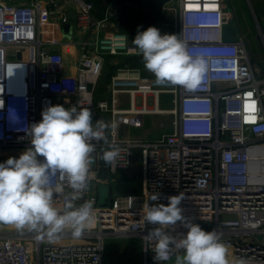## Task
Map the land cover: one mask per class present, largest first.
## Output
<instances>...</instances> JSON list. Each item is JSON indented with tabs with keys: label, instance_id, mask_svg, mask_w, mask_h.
I'll return each instance as SVG.
<instances>
[{
	"label": "built area",
	"instance_id": "obj_1",
	"mask_svg": "<svg viewBox=\"0 0 264 264\" xmlns=\"http://www.w3.org/2000/svg\"><path fill=\"white\" fill-rule=\"evenodd\" d=\"M60 1L0 2V163L19 158L31 147L30 126L41 121L49 106L88 108L93 124L96 114L110 112V125L115 126L106 131L107 143L92 141L90 187L74 201L77 207L93 202V219L82 236L75 238L65 230L50 241L42 233L0 222V264H102L107 237H138L141 264H157L155 241L145 237L154 226L143 219L144 206L167 205L169 196L179 194L187 221L201 223L206 231L215 229L227 246L230 264H264V71L254 65L245 40L229 35L232 15L223 1L174 4L171 0L164 5L163 11L173 14L176 35L189 54L206 61V72L192 92L134 76L135 88L123 90L130 97L128 110L115 107L120 89L112 90L110 101L96 99L106 57L138 53L126 32L100 34L108 22L121 23L124 5L112 1L98 18L90 1L69 0L76 8L74 23L81 34L70 43L76 47V57L66 59L59 48L65 42L42 38L44 14L55 26L68 22ZM125 5L139 9L136 4ZM69 65L74 73L66 72ZM131 71L135 70L120 68L112 85L120 84L121 74ZM138 93L155 98L160 93L171 95L174 118L169 132L152 140L119 137L115 116L121 111L134 113L132 98ZM141 108L145 110V104ZM109 145L117 146L120 156L107 165L102 180L97 177L99 155L111 150ZM134 161L139 165V192L117 190L120 170ZM99 183L110 185V205L105 208L98 206ZM71 191L65 188V193ZM157 193L159 199L151 201ZM64 204L62 195L54 197L55 207L63 209ZM166 230L177 239L186 232L179 222ZM182 254L174 251L173 256Z\"/></svg>",
	"mask_w": 264,
	"mask_h": 264
},
{
	"label": "clouds",
	"instance_id": "obj_2",
	"mask_svg": "<svg viewBox=\"0 0 264 264\" xmlns=\"http://www.w3.org/2000/svg\"><path fill=\"white\" fill-rule=\"evenodd\" d=\"M142 55L144 67L155 77L158 86L171 84L192 92L201 84L206 72V61L193 57L186 43L175 34H161L154 26L138 31L132 40ZM42 119L30 126L31 147L19 155L0 163V222L27 228L45 235L50 241L70 230L75 238L82 236L91 224L93 202L85 201L79 207L74 201L90 187V166L94 162L93 140L107 143L106 131L110 125L103 119L93 124L88 108L73 105L65 108L54 105L45 108ZM100 160L107 165L115 163L120 150L109 145ZM68 187L72 191L65 193ZM62 195L63 209L54 206V197ZM154 194L151 201H157ZM183 197L169 196L168 203L144 206L143 219L153 225L145 237L155 241L154 260L167 264H230L227 246L220 241L215 229L204 230L199 224L188 222L180 207ZM186 232L179 239L166 229L177 223ZM182 250L183 255L173 256ZM241 264H244L241 261Z\"/></svg>",
	"mask_w": 264,
	"mask_h": 264
},
{
	"label": "rangeland",
	"instance_id": "obj_3",
	"mask_svg": "<svg viewBox=\"0 0 264 264\" xmlns=\"http://www.w3.org/2000/svg\"><path fill=\"white\" fill-rule=\"evenodd\" d=\"M175 4L177 0H172ZM251 20L252 24L245 29L239 31V36L243 38L247 44V48L250 54L253 57V62L257 63L258 66L261 67L259 70L264 71V50L262 47V39L264 38V0H254L251 1ZM164 16L163 23L165 24L163 28V34H175L176 35V26L174 25V16L170 12L163 13ZM135 16V15H133ZM136 17V16H135ZM132 21V18L130 19ZM130 20L128 22H130ZM129 41L132 43L133 38L130 36L128 37ZM109 61V60H107ZM111 63V62H109ZM117 63V62H116ZM115 64L110 65V71L112 75L109 77L110 82L106 84L104 82V77L107 74V70H102L101 75L97 81L96 87V95L102 97L101 99L108 98L109 95L112 94L113 89H120V90H127L135 88V82L132 77L136 76L138 80L140 78H146L149 81H155V77L152 73L146 70L144 67V62L140 66L133 67L129 64L116 66L113 67ZM123 66H127L128 68L135 70L128 72L124 75L121 74L120 81L121 83L117 86L112 85V77L116 75L120 68ZM133 73V74H130ZM133 75V76H132ZM261 76V75H260ZM264 76V73L262 74ZM111 78V79H110ZM162 88V87H158ZM142 98L141 94H136ZM136 96V97H138ZM149 97L147 100L148 105H152L154 95L148 94ZM116 98L119 100L116 106H129V96L127 94H117ZM160 111L165 110L166 116H160L159 113H152V112H138L132 114H118L116 116V129L117 132L121 131L122 135L126 134V136L130 135L133 136L134 139L140 140H152L158 136L161 132H168L171 130L172 119L174 118L173 113V106L171 104V95L168 93H160L158 98ZM122 101L123 104H120ZM136 106L137 108H141L140 99H136ZM148 108H153L148 106ZM161 117H167L168 122L161 121ZM137 119H142V121H138ZM157 119V120H156ZM155 121V125L152 123ZM159 121V122H158ZM152 124V125H151ZM124 136V135H123ZM5 154V153H3ZM133 173L131 183H137L138 176V169L136 165L132 166ZM136 175V176H135ZM107 185V184H105ZM109 185V184H108ZM112 188L114 189V184H111ZM98 189L102 191L104 189L103 183H99L97 185ZM110 187V185H109ZM126 188V187H125ZM133 189H124L123 192L134 193ZM141 257H142V244L138 237H107L104 239V249H103V256H102V264H141Z\"/></svg>",
	"mask_w": 264,
	"mask_h": 264
},
{
	"label": "crops",
	"instance_id": "obj_4",
	"mask_svg": "<svg viewBox=\"0 0 264 264\" xmlns=\"http://www.w3.org/2000/svg\"><path fill=\"white\" fill-rule=\"evenodd\" d=\"M29 0H0V2H4V3H7V4H10V5H23L25 3H27ZM112 1H116V0H106V1H103V6H104V9H101L103 11H101L98 15V18H101L103 17L104 15V12L107 8V6L112 2ZM124 1L123 3H121L122 5H125L127 3H131V4H136L139 9H137L136 7H131V11L127 13V16H124V9L122 10V16H121V23H114V22H108L107 25H106V29L104 31H102L100 34L103 35V32L105 31H110V30H119V31H124L128 34V37H132L133 39L135 38L136 34L138 33L139 31V27H138V24L137 22L135 21V16L137 15L138 11L142 8V5L139 3V0H122ZM145 0H142V2L144 3ZM223 1V4H224V7L231 13L232 15V25H233V29L230 30L229 32V35L231 37H240L239 36V31H241V27L240 25L237 26V20L239 19L238 16H239V9H238V6L241 5L242 0H222ZM251 1H254V0H244V2L246 3V6H247V9H249L250 11V14L252 12V8H251ZM105 4V5H104ZM59 6L61 8V11H63L65 13V15L67 16L68 18V22L69 23V27L67 30L64 29V26L66 25L63 24L61 27H58V26H55L51 23L49 17L44 14L42 16V23H43V28H42V38L43 40L45 41H51L52 39L56 40V41H59V42H65L66 44H64L62 47H59L61 51H63L64 53V56L66 57V59H74L76 57V47H74V45H70V43L72 42H77L79 39H80V32L78 31L75 23H74V19H72V17L74 16L75 18V14H76V8L75 6L69 1V0H63V1H60L59 3ZM102 6V7H103ZM165 11H162V14L160 16V18L156 21L155 23V27L158 28L161 32V34L163 35V28L164 27H161V24L163 23V19L162 18L164 16ZM241 13V12H240ZM95 14V13H94ZM135 15V16H133ZM132 18V21L130 20ZM130 20V22H128ZM124 21V22H122ZM237 21V22H236ZM239 23V22H238ZM125 24L124 26L127 27L125 28V30H121V26ZM129 39V38H128ZM130 42V41H129ZM131 43V42H130ZM125 56H142L141 54L139 53H136V54H125V53H121V54H117V55H109V57H106L105 59V64H104V69H106L107 71V74H111L112 75V72L110 71V65L111 63L112 64H115L116 62L119 63ZM109 60V61H107ZM111 62V63H109ZM116 63V64H117ZM143 63V62H142ZM254 65L256 66L257 69H261L260 66L257 65V63L253 62ZM66 72L68 73H74V69L71 65H69L67 67V70ZM111 72V73H110ZM107 74L105 75V79H104V82L106 84H108L110 82L109 79H107ZM110 75V76H111ZM111 79V78H110ZM97 87V86H96ZM128 92L126 91H123V90H120L119 92L116 93L117 94H127ZM111 95H109V97L106 99L103 97V99H106L107 101H110L111 99ZM129 96V94H128ZM138 95H134V97L132 98V103L135 107L136 106V99L139 98L140 99V104L142 106V104H145L146 107L148 106H151V107H159V103H158V98H155L153 99V103L152 105H148L147 104V100L149 97L148 95H146L145 97L142 96V98L140 96L136 97ZM102 97H100L101 99ZM96 99H99V97L96 95ZM119 102V100L117 99V103ZM121 103L120 104H123L122 101H120ZM116 103V105H117ZM116 109L118 110H128L129 107H130V97H129V106H116ZM122 112V111H121ZM138 113V112H137ZM152 113H159L161 114L160 116H166L165 115V110H162L160 112H154L152 111ZM118 114H132V113H127V112H124V113H118ZM116 114V116L118 115ZM115 116V118H116ZM95 118H96V121L97 120H100V119H103L104 121H106L107 123L110 124V120H111V113L110 112H107V113H101V114H96L95 115ZM161 121L163 122H168V118L166 117H161ZM138 121H142V119H137ZM157 120V119H156ZM159 122V121H158ZM154 125H155V121L152 122ZM117 125V123H116ZM152 125V124H151ZM118 130V129H117ZM169 132V131H168ZM161 133H165V132H161ZM160 133V134H161ZM158 134V135H160ZM118 135L119 137L121 138H126V139H134L133 136H126V134H123L121 133V131H118ZM136 139V138H135ZM141 139V138H140ZM133 165H136L137 166V169H138V163L136 161H134L128 168L126 169H123V170H120L119 172V183L116 184L117 186V190L121 191L125 184H131V180L132 179V173H133V169H132V166Z\"/></svg>",
	"mask_w": 264,
	"mask_h": 264
},
{
	"label": "water",
	"instance_id": "obj_5",
	"mask_svg": "<svg viewBox=\"0 0 264 264\" xmlns=\"http://www.w3.org/2000/svg\"><path fill=\"white\" fill-rule=\"evenodd\" d=\"M169 1L171 0H145L142 5V8L138 11L135 17V21L138 24L139 31H145L150 26L155 27L156 21L160 18L162 14L164 5ZM123 9L125 11L124 16H127V13L131 11V7L129 5H124ZM72 19H74V16L72 17ZM68 27L69 23H66L64 29L67 30ZM17 56L19 57V54H17ZM88 89H91V85H88ZM102 153H100L99 155L100 166L98 167L97 177L102 180H105L107 177V164L104 161L100 160V156L102 155ZM105 184L107 183H103L104 189L102 191H100L97 187L98 206L100 208H105L110 205V187L108 184ZM197 224L202 225L199 222ZM167 264H175V258H173L172 261L167 262Z\"/></svg>",
	"mask_w": 264,
	"mask_h": 264
},
{
	"label": "trees",
	"instance_id": "obj_6",
	"mask_svg": "<svg viewBox=\"0 0 264 264\" xmlns=\"http://www.w3.org/2000/svg\"><path fill=\"white\" fill-rule=\"evenodd\" d=\"M87 1H90L93 4V7H94L93 12L95 13L96 17H98L99 16L98 14L101 11H103L101 9H104L103 1H106V0H87ZM116 2L118 4H121L124 1H122V0H116ZM242 2L243 3H241L240 6H238V9H239L238 10L239 11L238 18L239 19L237 21L239 23L236 21L237 22L236 23L237 26L240 25L241 30L242 29H245L246 27L251 26V24H252L250 11H249V9H247V6H246V3L244 2V0H242ZM139 3L142 5L143 4L142 0H139ZM122 10H123V8H122ZM122 22H124V21H122ZM124 25L125 24H123L121 26V30H125V28H127ZM231 29H233V25L228 29V31L230 32ZM107 57H109V56H107ZM142 62H143L142 56H125L119 63H117L113 67L115 68L116 66H122V65H126V64H129V65H131L133 67H136V66H140L142 64ZM110 75L111 74H107V79H109ZM133 188H136V190L133 191L134 193L139 192V190H140V181L137 182V183H134V184H132V183L131 184H128V183L125 184L124 188L121 191H124V189H133Z\"/></svg>",
	"mask_w": 264,
	"mask_h": 264
},
{
	"label": "bare ground",
	"instance_id": "obj_7",
	"mask_svg": "<svg viewBox=\"0 0 264 264\" xmlns=\"http://www.w3.org/2000/svg\"><path fill=\"white\" fill-rule=\"evenodd\" d=\"M152 112V111H154V112H160V110L156 107V108H148V107H146L145 108V110L143 109V108H137V107H133L132 109H131V111L132 112H134V113H137V112ZM121 113H123V112H121Z\"/></svg>",
	"mask_w": 264,
	"mask_h": 264
}]
</instances>
